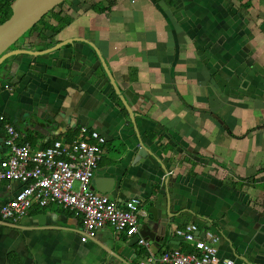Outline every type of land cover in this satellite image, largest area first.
<instances>
[{
    "label": "crops",
    "instance_id": "1",
    "mask_svg": "<svg viewBox=\"0 0 264 264\" xmlns=\"http://www.w3.org/2000/svg\"><path fill=\"white\" fill-rule=\"evenodd\" d=\"M54 9L71 23L58 29L47 13L11 47L30 50L0 65V161L11 154L6 123L34 150L96 129L108 141L92 188L122 207L139 199L140 232L159 239L147 247L106 225L83 241L81 217L52 204L18 221L0 215V264L13 254L18 264H138L142 253L191 251L172 223L215 233L222 257L264 264V0H69ZM81 39L98 47L129 109ZM23 186L0 180V208Z\"/></svg>",
    "mask_w": 264,
    "mask_h": 264
},
{
    "label": "built area",
    "instance_id": "2",
    "mask_svg": "<svg viewBox=\"0 0 264 264\" xmlns=\"http://www.w3.org/2000/svg\"><path fill=\"white\" fill-rule=\"evenodd\" d=\"M5 87L10 88V84ZM6 132L4 143L11 154L0 161V180L21 181L24 186L2 205V219L18 221L36 207L43 210L56 204L81 217L83 241L95 238L106 225L118 232L139 234L140 200H129L122 207L91 186L108 141L100 131L81 127L74 136L58 137L45 148L36 150L29 143L19 142L20 133L10 123H6ZM76 183H79L77 189ZM171 227L193 249L172 248L160 255L142 253L138 264H238L237 260L220 255L219 237L212 231H205V237H199L196 223L184 226L172 223ZM139 242L150 245L144 238Z\"/></svg>",
    "mask_w": 264,
    "mask_h": 264
},
{
    "label": "water",
    "instance_id": "3",
    "mask_svg": "<svg viewBox=\"0 0 264 264\" xmlns=\"http://www.w3.org/2000/svg\"><path fill=\"white\" fill-rule=\"evenodd\" d=\"M65 1L66 0H13L11 3V7L13 10L12 15L0 24V65L11 55L27 53V51L24 49L30 50V45H27L28 48L12 49L11 47L33 26H35L47 13H49L52 9ZM81 40L87 42L96 50L105 68L106 74L113 84L114 89L122 99L125 106L129 109L130 106L121 93L115 77L111 73L98 47L87 40ZM64 43L65 42H63L62 44ZM60 45V43L57 44V47H60ZM96 189L100 191L98 187ZM161 223L163 224V226H166V223L164 221H162ZM144 234H146L145 237L147 238V241L148 239H159V237L156 236V234L154 235V233H152L151 231L149 233H144V231L140 232L139 234L135 235L134 239L139 242L140 239L144 237Z\"/></svg>",
    "mask_w": 264,
    "mask_h": 264
},
{
    "label": "trees",
    "instance_id": "4",
    "mask_svg": "<svg viewBox=\"0 0 264 264\" xmlns=\"http://www.w3.org/2000/svg\"><path fill=\"white\" fill-rule=\"evenodd\" d=\"M12 0H3L1 2H4L2 5H1V8H4L5 7V11H6V18L8 19L11 15H12V8H11V5H10V2ZM69 0H66L65 2L61 3L60 6H63L65 3H67ZM109 4H112V2H110ZM110 6V5H109ZM106 7V8H109ZM250 6V3H246L245 5V9H247L248 7ZM105 8V9H106ZM105 9H99L100 10H105ZM49 13L51 14H55V17L59 20V26H58V29H62L64 28L66 25H68L69 23H71V20H72V17L71 15H62L61 11L59 12H56L55 9L51 10ZM46 16L45 15L35 26H33L28 32H33L35 30H37L38 28H40L41 25H44L46 22ZM44 27H49V24L44 26ZM17 255L13 254L11 256V259H12V264H18L20 263L19 262V259L17 258Z\"/></svg>",
    "mask_w": 264,
    "mask_h": 264
},
{
    "label": "rangeland",
    "instance_id": "5",
    "mask_svg": "<svg viewBox=\"0 0 264 264\" xmlns=\"http://www.w3.org/2000/svg\"><path fill=\"white\" fill-rule=\"evenodd\" d=\"M27 34H28V32H27ZM22 39H24V37H22L21 40H22ZM78 186H79V183H76V184H75V188L77 189Z\"/></svg>",
    "mask_w": 264,
    "mask_h": 264
}]
</instances>
